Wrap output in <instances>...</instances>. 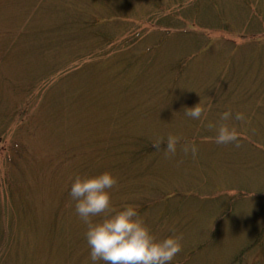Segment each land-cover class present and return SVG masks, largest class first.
I'll return each mask as SVG.
<instances>
[{
    "label": "rangeland",
    "instance_id": "1",
    "mask_svg": "<svg viewBox=\"0 0 264 264\" xmlns=\"http://www.w3.org/2000/svg\"><path fill=\"white\" fill-rule=\"evenodd\" d=\"M105 171L173 264H264V0H0V264H91L70 188Z\"/></svg>",
    "mask_w": 264,
    "mask_h": 264
},
{
    "label": "clouds",
    "instance_id": "2",
    "mask_svg": "<svg viewBox=\"0 0 264 264\" xmlns=\"http://www.w3.org/2000/svg\"><path fill=\"white\" fill-rule=\"evenodd\" d=\"M184 114L193 120H202L207 108L201 103L186 108ZM232 111L220 115V123H209L216 130L217 144L235 143L239 146L240 133L236 127L224 123L232 119ZM235 119L244 121L245 114L237 112ZM163 140L153 143L157 150ZM181 138L169 135L164 147L165 155H175ZM183 151L195 156L198 147L192 143L182 145ZM118 184L117 177L110 171L98 175H77L71 183L70 196L75 201V212L87 226L85 237L90 249L91 264H173L182 250V234L158 239L141 218L137 208L125 205L115 210L112 205L111 189ZM93 217H102L93 220Z\"/></svg>",
    "mask_w": 264,
    "mask_h": 264
},
{
    "label": "trees",
    "instance_id": "3",
    "mask_svg": "<svg viewBox=\"0 0 264 264\" xmlns=\"http://www.w3.org/2000/svg\"><path fill=\"white\" fill-rule=\"evenodd\" d=\"M181 9V8H180ZM174 12H172L170 15H171V17H172V22H179V18H177V17H175L174 16V14H173ZM170 17V18H171ZM187 22L186 23H184V25L182 26V27H186V28H190V29H192V30H194V28H196V25L195 26H192V22L193 23H195V19H185ZM197 20V19H196ZM191 24V25H190ZM191 26V27H190ZM108 40H111V39H109L108 38Z\"/></svg>",
    "mask_w": 264,
    "mask_h": 264
}]
</instances>
